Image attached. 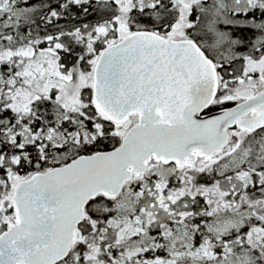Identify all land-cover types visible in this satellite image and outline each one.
Wrapping results in <instances>:
<instances>
[{
	"label": "snow or ice",
	"instance_id": "obj_1",
	"mask_svg": "<svg viewBox=\"0 0 264 264\" xmlns=\"http://www.w3.org/2000/svg\"><path fill=\"white\" fill-rule=\"evenodd\" d=\"M0 264H264V0H0Z\"/></svg>",
	"mask_w": 264,
	"mask_h": 264
}]
</instances>
